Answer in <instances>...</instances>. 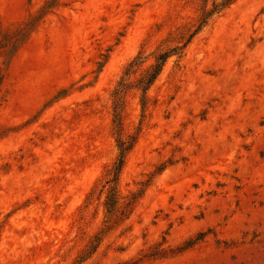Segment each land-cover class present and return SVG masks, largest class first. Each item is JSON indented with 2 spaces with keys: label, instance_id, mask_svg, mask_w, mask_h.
Masks as SVG:
<instances>
[{
  "label": "rangeland",
  "instance_id": "1",
  "mask_svg": "<svg viewBox=\"0 0 264 264\" xmlns=\"http://www.w3.org/2000/svg\"><path fill=\"white\" fill-rule=\"evenodd\" d=\"M224 1L0 0V264H264V0ZM173 48L104 232L114 92Z\"/></svg>",
  "mask_w": 264,
  "mask_h": 264
},
{
  "label": "trees",
  "instance_id": "2",
  "mask_svg": "<svg viewBox=\"0 0 264 264\" xmlns=\"http://www.w3.org/2000/svg\"><path fill=\"white\" fill-rule=\"evenodd\" d=\"M231 2L232 0H225L221 4V8L228 6L229 4H231ZM217 9L218 7L215 10ZM201 23H205V20H203ZM180 50L181 48H173L167 52L155 54V62L143 68L138 77L136 78V81L131 82L128 79H125L124 77L119 83L118 88L114 92V110L116 118L115 132L118 135L117 145L119 149V158L115 162L113 168L110 170L109 173V175L113 178L108 180V183H114L115 185L111 188L105 200V207L107 209L108 214L105 227L106 229L104 230V232H108L119 224V222L122 220V217L126 214L127 210H129L132 206L134 199V197H122L117 187V182L119 180V175L123 168L126 155L134 147L139 136V134H134L128 136L127 138L123 137V122L122 115L120 113V109L122 107V94L127 93L131 89L141 90L143 92L142 105L143 110L145 112V109L147 108L149 102L147 92L154 85V83L162 73L168 59L172 55L180 54ZM142 64H144L142 57L135 58L128 65L125 75L128 76L130 74H137L138 71H140ZM99 240L100 238L97 237L96 241L98 242Z\"/></svg>",
  "mask_w": 264,
  "mask_h": 264
}]
</instances>
